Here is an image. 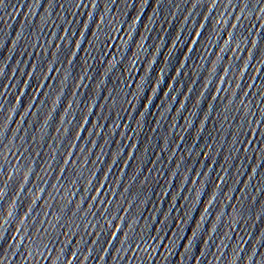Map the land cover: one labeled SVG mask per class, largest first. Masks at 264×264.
I'll return each mask as SVG.
<instances>
[{"label": "snow or ice", "instance_id": "snow-or-ice-1", "mask_svg": "<svg viewBox=\"0 0 264 264\" xmlns=\"http://www.w3.org/2000/svg\"><path fill=\"white\" fill-rule=\"evenodd\" d=\"M78 46V45H77Z\"/></svg>", "mask_w": 264, "mask_h": 264}]
</instances>
